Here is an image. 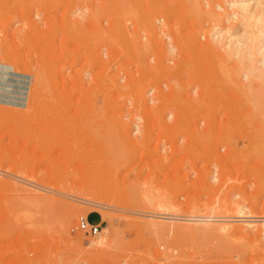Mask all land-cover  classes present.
<instances>
[{
  "label": "rangeland",
  "instance_id": "1",
  "mask_svg": "<svg viewBox=\"0 0 264 264\" xmlns=\"http://www.w3.org/2000/svg\"><path fill=\"white\" fill-rule=\"evenodd\" d=\"M260 16L264 0H0V91L41 84L0 104V264H262ZM76 172L105 189L97 236L78 229L95 207L58 191Z\"/></svg>",
  "mask_w": 264,
  "mask_h": 264
},
{
  "label": "bare ground",
  "instance_id": "2",
  "mask_svg": "<svg viewBox=\"0 0 264 264\" xmlns=\"http://www.w3.org/2000/svg\"><path fill=\"white\" fill-rule=\"evenodd\" d=\"M235 5H236V3L235 2H230L229 3V7H235ZM248 6L245 4L242 8H241V10L243 11V13L244 14H246L247 15V17L245 18V19H251V18H254V15L253 14H251V13H249L248 12ZM239 16L237 15H233V18L234 19H237ZM232 18V19H233ZM233 19V20H234ZM257 20L256 21H261V22H263L264 21V17L263 16H260V17H257L256 18ZM261 33V35H263L264 36V32L263 31H261L260 32ZM219 35H221V34H219ZM222 36H224L223 34H222ZM217 38V39H216ZM221 38L222 37H215V40H217V42H216V45L218 44H220L221 42H219V41H221ZM259 38V37H258ZM251 40H253V39H251ZM249 41V40H248ZM250 42H252V41H250ZM261 42L262 43H264V37H262L261 38ZM217 45V46H218ZM232 45H234V42L232 43ZM248 45V44H247ZM250 46V48H251V46L253 45V44H249ZM223 45L221 44V48H223L222 47ZM230 46H231V44H230ZM235 46V45H234ZM242 45H241V43H240V41H237V47H239L238 49L239 50H237V51H235L234 53H231V51H232V49L233 50H235L233 47H230L229 48V54H228V57H230L231 58V56H233L234 55V57H237V56H241V54L239 53L240 52V47H241ZM228 47L229 46H227V49H228ZM244 47H246V46H244ZM243 47V49L244 50H246L245 48ZM253 48H254V46H253ZM252 48V49H253ZM264 47H262L261 48V51L262 52H264V49H263ZM226 49V48H225ZM224 51V50H223ZM226 51V50H225ZM173 52V51H172ZM227 52H228V50H227ZM231 53V54H230ZM250 53V52H249ZM230 55V56H229ZM261 55H262V53H261ZM226 56H227V54H226ZM163 58V57H162ZM240 58H242V57H239V58H237L238 60L240 59ZM241 60V59H240ZM264 60V59H263ZM159 61V60H158ZM234 61H236L237 62V60L235 59ZM164 62V61H163ZM262 64H263V62H262ZM239 65V64H238ZM262 67H264V65L262 66ZM262 67L260 68V71H259V73L261 74L262 73V71L261 70H263L264 71V69H262ZM252 67H250L249 69V71H251V70H253V69H251ZM256 68V67H255ZM254 68V69H255ZM259 69V68H258ZM257 69V70H258ZM145 71H146V69H144ZM147 70H149V69H147ZM152 70V69H151ZM256 70V71H257ZM144 72V71H143ZM148 72V71H147ZM251 73H253V71H251ZM259 73H255V71H254V74L256 75V74H258L259 75V78H260V76H264V75H260ZM244 74H246V73H244ZM249 76H247V77H250V74H248ZM40 77V76H39ZM39 77L37 76V78L39 79ZM247 77L245 76V78L247 79ZM249 79V81H250V78H248ZM256 79H258V78H256ZM261 79H264V77H262ZM246 81H248V80H246ZM248 81V82H249ZM38 81H36L35 83H34V87L32 88V90L30 89V87L28 86V87H21V88H19L18 90H15V91H17V94L16 93H12V91H0V104H2V105H6V106H12V107H15V108H18V107H24V106H26L27 105V103H28V101L30 100V101H32L33 99H34V97H35V94L37 93V91L39 90L38 89ZM40 84V83H39ZM41 85V84H40ZM23 86H25V85H23ZM180 88V87H179ZM251 88V87H250ZM9 89V88H8ZM10 90V89H9ZM31 90V91H30ZM202 91V90H201ZM205 91V90H204ZM3 92V94H1ZM31 92V93H30ZM162 92V91H161ZM193 93V92H192ZM29 94H31V95H29ZM204 94V93H203ZM254 96H256V95H254ZM30 97V98H29ZM144 97V96H143ZM169 97V96H168ZM16 98V99H15ZM142 98V97H141ZM13 99H15V102L13 101ZM197 99V98H196ZM190 102V101H189ZM142 103V102H141ZM154 103H156V102H154ZM165 104V103H164ZM193 104V103H192ZM169 105H171V104H169ZM191 105V104H190ZM157 107H158V105H157ZM197 106H195V108H196ZM196 110V109H195ZM147 111V110H146ZM147 116V115H146ZM173 117V116H172ZM151 120V119H150ZM152 120H154V119H152ZM161 120V119H160ZM130 123V122H129ZM156 124V123H155ZM151 125H152V123H151ZM173 125H175V122H174V124ZM176 125H178V124H176ZM213 125V124H212ZM130 126V125H129ZM157 126V125H156ZM140 127V126H139ZM135 135V134H134ZM86 171V169H81V172H85ZM81 172H76V174H75V176L77 177L76 179H79L80 181H81V183L79 184V185H75V182H73L72 184L70 183H67V184H69V185H63L62 187H61V190H59L60 189V187H58L59 189H58V191H61V192H63V191H65V190H67V188H69V186H70V188L71 189H74V190H76V192L78 193V195L77 196H79V200H76V201H78L79 203H82V204H85V205H90V206H92V207H95V208H91V209H93L92 211H94V212H97V213H99V214H101L102 215V218H103V220L104 221H106L108 218H109V213H110V211L108 212V207H105V206H102L101 204H97V203H101V202H103V201H101L102 200V195H103V192L105 191V189L103 188V187H101L100 185H97L96 183H95V181L93 180V179H91V178H84L83 177V175L81 174ZM69 180V179H68ZM70 182V181H69ZM66 184V183H65ZM68 186V187H67ZM37 186H35V188H36ZM55 188H57V187H55ZM54 189V188H53ZM57 191V189H54V191ZM104 190V191H103ZM42 191V190H41ZM54 191H52V189L51 190H45V192H48V193H51V194H54V195H56L57 194V192H54ZM68 191V190H67ZM69 191H71V190H69ZM65 193V192H64ZM60 195V194H59ZM151 195V194H150ZM150 195H149V197H150ZM42 197H44V199H45V202H46V205L49 207V208H57V207H59L60 205L58 204V203H55L54 201H53V199H51V198H48V197H45V196H42ZM116 197V196H115ZM92 198H94V200H96V198H98L99 200L98 201H96V203H93V202H95ZM117 198H119V197H117ZM152 198H154V196L152 197ZM111 199V198H110ZM109 199V200H110ZM122 199V198H121ZM148 199V198H147ZM106 200V199H105ZM87 201H92V203L91 202H87ZM115 201H117V200H115ZM118 201H120V200H118ZM76 203V202H75ZM119 204V203H118ZM47 207V208H48ZM88 208H89V206H88ZM164 208V207H163ZM112 209V208H111ZM125 209H129L130 210V206H127ZM240 214H243V212H244V209H240V211H238ZM240 214H238V215H240ZM251 215V214H250ZM250 215H245V216H247V217H245L244 215H240V218H243L244 217V219L246 218H248L249 219V217H251ZM181 216V215H180ZM111 218V217H110ZM159 218V217H158ZM163 218H165V217H163ZM252 218H254V217H251V219ZM176 219V218H175ZM189 219H191V218H189ZM244 219H242V221H244ZM200 220L201 219H199V222H200ZM163 221V220H162ZM202 221V220H201ZM204 221V220H203ZM219 221V220H218ZM224 221V220H223ZM222 221V222H223ZM241 221V220H240ZM248 221H254V220H245V222L247 223ZM182 223H183V221H182ZM204 223H205V221H204ZM248 223H250V222H248ZM202 223H200V225H201ZM223 224V223H222ZM206 225H209V224H206ZM248 225H251V224H248ZM225 226H227V225H225ZM209 227V226H208ZM206 228H207V226H206ZM220 228V227H219ZM227 228H228V230H229V227L227 226ZM227 228L226 227H221L220 229H222L223 230V232H226L225 230H227ZM230 228H231V226H230ZM251 228V227H250ZM201 229V228H200ZM210 232H211V228H207ZM219 229V230H220ZM233 229V228H232ZM238 227L235 229L236 231H238V230H240V229H238ZM242 229H244L245 231H246V228H243L242 226H241V231H242ZM248 229H249V227H248ZM259 229V228H258ZM261 229V228H260ZM259 229V230H260ZM213 230V229H212ZM217 229H215V231H216ZM243 230V231H244ZM214 231V230H213ZM262 232H263V230H261ZM210 232H208L209 234H210ZM219 232H221V231H219ZM227 232H229V231H227ZM231 232H234V231H231ZM230 232V233H231ZM217 233V232H216ZM222 233V232H221ZM247 232H245V234H246ZM223 235H225V234H223ZM227 235H231V234H227ZM251 235V234H250ZM261 235V234H260ZM211 236V235H210ZM221 236V235H220ZM219 236V237H220ZM235 237V236H234ZM248 237V236H247ZM225 238V237H224ZM251 237L249 236V239H250ZM254 238H256V237H254ZM253 238V239H254ZM246 239V238H245ZM251 240V239H250ZM217 241H219V240H217ZM222 241V240H221ZM255 241V240H254ZM253 241V242H254ZM257 241V240H256ZM255 241V242H256ZM253 242H251V243H253ZM260 242V241H259ZM219 243H221V242H219ZM224 244H226V243H224ZM253 244H255V243H253ZM249 246V245H248ZM227 248V247H226ZM249 248V247H248ZM252 248V247H251ZM247 249V248H246ZM243 250H241V251H239V252H242ZM256 254V253H255ZM260 254H262V253H260ZM260 258L261 257H263V254H262V256H259ZM256 258V257H255ZM262 260H264V259H262ZM248 264V263H247ZM262 264H264V262L262 263Z\"/></svg>",
  "mask_w": 264,
  "mask_h": 264
},
{
  "label": "built area",
  "instance_id": "3",
  "mask_svg": "<svg viewBox=\"0 0 264 264\" xmlns=\"http://www.w3.org/2000/svg\"><path fill=\"white\" fill-rule=\"evenodd\" d=\"M215 177L217 178V173H215ZM204 220H209L207 218H204ZM103 222L101 221L100 223H91L87 218H80L79 224H78V229L88 235L91 236H97L99 235L102 230H103Z\"/></svg>",
  "mask_w": 264,
  "mask_h": 264
},
{
  "label": "crops",
  "instance_id": "4",
  "mask_svg": "<svg viewBox=\"0 0 264 264\" xmlns=\"http://www.w3.org/2000/svg\"><path fill=\"white\" fill-rule=\"evenodd\" d=\"M93 214H96V215H98L99 216V221L97 222V223H100L101 221H103V218H102V216L99 214V213H93ZM91 216L92 215H90V216H88V220H89V222H91ZM91 223H95V222H91Z\"/></svg>",
  "mask_w": 264,
  "mask_h": 264
}]
</instances>
